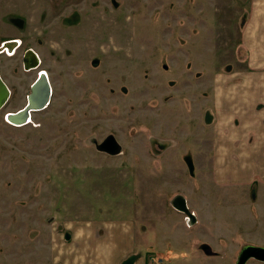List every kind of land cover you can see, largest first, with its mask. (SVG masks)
<instances>
[{
  "label": "rangeland",
  "instance_id": "374dc122",
  "mask_svg": "<svg viewBox=\"0 0 264 264\" xmlns=\"http://www.w3.org/2000/svg\"><path fill=\"white\" fill-rule=\"evenodd\" d=\"M246 7L243 0H0V44L21 37L22 52L34 49L56 73L57 86L50 107L37 116L42 126L16 127L5 117L19 107L14 67L20 59L0 56L13 91L0 111V264H52V237L57 242L64 221L89 213L129 218L138 208L134 218L142 220L158 199L149 189L182 191L191 201L212 188L215 79L236 74L243 62L237 48ZM81 65L85 76L78 78ZM61 83L71 88L66 95ZM67 99H82L87 110L96 103V132L65 130ZM109 134L122 155L93 148L94 138ZM229 208L224 220L237 234L215 264H237L243 248L257 241L235 221L237 206Z\"/></svg>",
  "mask_w": 264,
  "mask_h": 264
},
{
  "label": "crops",
  "instance_id": "0c3cea01",
  "mask_svg": "<svg viewBox=\"0 0 264 264\" xmlns=\"http://www.w3.org/2000/svg\"><path fill=\"white\" fill-rule=\"evenodd\" d=\"M243 1L247 7L240 15L237 48L243 62H237L236 74L215 79L212 188L191 201L182 191L161 195L149 189L158 199L147 204L142 220L134 218L138 208H132L130 216L125 215L129 218L89 213L64 221L68 237L59 233L57 242L52 237V264H151V256L161 257L160 264H194L195 257L199 264H215L225 243L233 247L237 234V226L230 230L231 220H224L233 205L240 229L257 240L247 245L264 248V0ZM196 190L194 186L189 193ZM209 200L226 208L217 210Z\"/></svg>",
  "mask_w": 264,
  "mask_h": 264
},
{
  "label": "flooded vegetation",
  "instance_id": "af4514ba",
  "mask_svg": "<svg viewBox=\"0 0 264 264\" xmlns=\"http://www.w3.org/2000/svg\"><path fill=\"white\" fill-rule=\"evenodd\" d=\"M23 41L24 40L19 37L7 40L0 44L1 47L3 44L8 43V50H5L3 53H7L9 56L16 55L15 57L20 59L14 67V75L17 79L15 84V95L16 97L18 96L17 104L19 107L16 108V111L10 113H20L18 123L15 125L18 128H24L28 126L40 127L42 126L44 120H37V116L43 112H46L52 103L53 95L57 88V86L55 88L54 82L56 73H53L44 67L43 61L34 49L26 48L22 52ZM31 51L36 54L38 60L34 61L29 58L28 53L32 55ZM3 53H0V56ZM89 63L91 64V61ZM93 64L97 66L96 62H93ZM81 66L82 67L78 68L79 70L76 74L78 78L85 76V65ZM0 76L9 89V97L5 104L0 108L1 111L9 103L13 91L1 75V68ZM58 82L59 81H57V83ZM60 89L62 92L64 91V94L66 95V93L69 92L71 88L68 85H62L61 83ZM80 89V83H78V86L73 88L75 92H78ZM30 99H32V102H30ZM94 101L96 102V99H94ZM65 105L67 106V110L64 111L63 122L66 125V131L77 132L78 136L83 132H96L101 120V115H97L96 113L91 115V111L97 110L94 107L96 103L89 109L90 112L89 110L85 109V102L82 99L78 102L67 99ZM86 110L90 114L87 113ZM10 113H7L6 117ZM92 143L94 144L93 148H95L97 152L100 151L106 154H112L113 156H120L123 154L122 147L116 138L111 134L104 136L100 139V141H97V139L94 138ZM118 147H120V150L118 153H116V149ZM251 258L259 259L257 257Z\"/></svg>",
  "mask_w": 264,
  "mask_h": 264
},
{
  "label": "water",
  "instance_id": "95a60500",
  "mask_svg": "<svg viewBox=\"0 0 264 264\" xmlns=\"http://www.w3.org/2000/svg\"><path fill=\"white\" fill-rule=\"evenodd\" d=\"M8 43L3 44L0 47V53H3L5 50H8ZM30 55L28 53V56L31 60H38L37 56L35 53H33L31 51ZM9 97V89L6 85V83L2 80L1 76H0V108L5 104V102L7 101ZM30 102H32V99H30ZM19 114L20 113H10L7 115L6 119L9 122H13V123H18V119H19ZM120 150V147H118L116 149V153H118ZM180 209L187 214V216L193 220V216H191L190 212L185 208V207H180ZM262 255V256H261ZM251 257H257L261 260H264V248L263 247H256V246H252V245H247L246 247L243 248V250L240 252L238 259H237V264H246V262L251 258Z\"/></svg>",
  "mask_w": 264,
  "mask_h": 264
},
{
  "label": "built area",
  "instance_id": "2783aa9c",
  "mask_svg": "<svg viewBox=\"0 0 264 264\" xmlns=\"http://www.w3.org/2000/svg\"><path fill=\"white\" fill-rule=\"evenodd\" d=\"M150 258V263L151 264H160L162 262L161 257H156V256H151Z\"/></svg>",
  "mask_w": 264,
  "mask_h": 264
},
{
  "label": "bare ground",
  "instance_id": "6f19581e",
  "mask_svg": "<svg viewBox=\"0 0 264 264\" xmlns=\"http://www.w3.org/2000/svg\"><path fill=\"white\" fill-rule=\"evenodd\" d=\"M11 123L16 125V123H13V122H11Z\"/></svg>",
  "mask_w": 264,
  "mask_h": 264
},
{
  "label": "trees",
  "instance_id": "16d2710c",
  "mask_svg": "<svg viewBox=\"0 0 264 264\" xmlns=\"http://www.w3.org/2000/svg\"><path fill=\"white\" fill-rule=\"evenodd\" d=\"M61 231H62V229H61ZM65 232V231H64Z\"/></svg>",
  "mask_w": 264,
  "mask_h": 264
}]
</instances>
